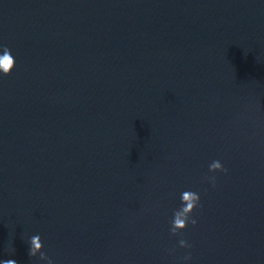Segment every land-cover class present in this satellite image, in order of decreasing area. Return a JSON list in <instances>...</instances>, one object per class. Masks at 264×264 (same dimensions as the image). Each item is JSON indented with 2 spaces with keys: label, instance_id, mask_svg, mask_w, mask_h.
<instances>
[{
  "label": "clouds",
  "instance_id": "1",
  "mask_svg": "<svg viewBox=\"0 0 264 264\" xmlns=\"http://www.w3.org/2000/svg\"><path fill=\"white\" fill-rule=\"evenodd\" d=\"M16 66V60L12 55L11 49L7 46H0V74L8 76L12 73ZM209 172H227L222 163L219 160H214L209 165ZM207 182L211 183L213 187L216 186V177L206 176L204 178ZM201 197L199 193L191 190H185L181 193V207L173 212V219L171 222L170 232L173 236L180 234L189 224L195 226L197 220L192 218V213L200 206ZM179 246L181 248H191V245L184 239L179 240ZM43 244L39 235H34L29 241L28 255L30 257H36L39 253L40 259L47 261V264H52V261L47 255L41 251ZM185 261L191 259L190 255L183 257ZM0 264H17L14 259H7L0 261Z\"/></svg>",
  "mask_w": 264,
  "mask_h": 264
}]
</instances>
